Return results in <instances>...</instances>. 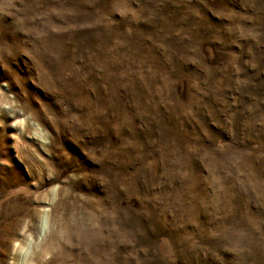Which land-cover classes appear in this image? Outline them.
<instances>
[{
    "label": "rangeland",
    "instance_id": "1",
    "mask_svg": "<svg viewBox=\"0 0 264 264\" xmlns=\"http://www.w3.org/2000/svg\"><path fill=\"white\" fill-rule=\"evenodd\" d=\"M0 264H264V0H0Z\"/></svg>",
    "mask_w": 264,
    "mask_h": 264
}]
</instances>
